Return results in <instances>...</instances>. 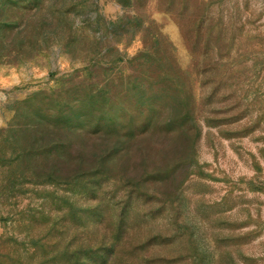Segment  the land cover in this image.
I'll use <instances>...</instances> for the list:
<instances>
[{"label": "rangeland", "instance_id": "obj_1", "mask_svg": "<svg viewBox=\"0 0 264 264\" xmlns=\"http://www.w3.org/2000/svg\"><path fill=\"white\" fill-rule=\"evenodd\" d=\"M29 1L0 0V264H264V0ZM158 33L155 108L121 71Z\"/></svg>", "mask_w": 264, "mask_h": 264}, {"label": "trees", "instance_id": "obj_2", "mask_svg": "<svg viewBox=\"0 0 264 264\" xmlns=\"http://www.w3.org/2000/svg\"><path fill=\"white\" fill-rule=\"evenodd\" d=\"M52 0H31L29 1L32 4V8L27 9L29 12L34 10H45L48 8V3ZM55 1V6L59 7L57 9L60 10L61 13L71 14L74 9H70L67 11L68 8L73 7L75 4V0H53ZM91 1L94 6L95 0H84L82 4V10L85 15H89L93 10L91 6ZM26 9V8H25ZM64 14V15H65ZM98 21V19H97ZM103 26V25H101ZM145 23L142 18L135 14L134 17L123 16L115 21H108L105 22L104 26V35L100 41H95V53H100L104 51V42L105 41L113 42V43H123V42H131L134 38L140 33L142 38H148L151 36L150 29L144 28ZM75 37L72 36L70 40H74ZM162 36L158 34H153L152 36V44L148 45V42L145 41L143 52H140L138 56L134 58L133 64V71L129 69L122 70V75L131 72L129 75V84H133L135 86L134 90L136 93L145 95V92L153 88L154 84H157L159 90V96L156 98L155 103L151 104L153 107H157L161 104L160 97L164 93H166L169 89L176 87L179 88L180 81H179V74L174 68L169 64V51L165 49L161 51L158 46L161 44ZM69 44V43H68ZM66 48V47H65ZM64 46L61 47V50L65 49ZM103 66V63H98L93 65L91 69H97ZM102 70H105L102 67ZM88 73L92 72V70L87 71ZM94 74V72H92ZM165 86L167 88L165 89ZM138 91V92H137ZM164 92V93H163ZM163 93V94H162ZM142 98V97H141ZM150 106L148 109L151 114L154 112L153 107ZM156 117L151 116L147 121V127L149 128L157 123L155 121Z\"/></svg>", "mask_w": 264, "mask_h": 264}]
</instances>
